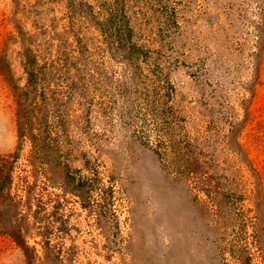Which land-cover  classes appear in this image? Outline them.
<instances>
[{"label":"rangeland","instance_id":"rangeland-1","mask_svg":"<svg viewBox=\"0 0 264 264\" xmlns=\"http://www.w3.org/2000/svg\"><path fill=\"white\" fill-rule=\"evenodd\" d=\"M0 264H264V0H0Z\"/></svg>","mask_w":264,"mask_h":264}]
</instances>
